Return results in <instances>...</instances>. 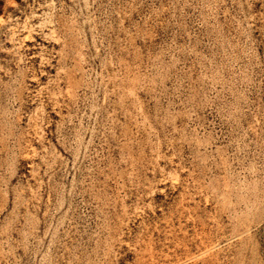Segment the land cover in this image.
Wrapping results in <instances>:
<instances>
[{
  "label": "rangeland",
  "instance_id": "rangeland-1",
  "mask_svg": "<svg viewBox=\"0 0 264 264\" xmlns=\"http://www.w3.org/2000/svg\"><path fill=\"white\" fill-rule=\"evenodd\" d=\"M0 264H264V0H0Z\"/></svg>",
  "mask_w": 264,
  "mask_h": 264
}]
</instances>
